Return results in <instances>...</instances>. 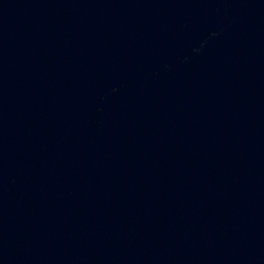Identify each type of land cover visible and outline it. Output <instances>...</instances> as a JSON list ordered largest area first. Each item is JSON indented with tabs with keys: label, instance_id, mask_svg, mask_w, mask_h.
Here are the masks:
<instances>
[{
	"label": "water",
	"instance_id": "water-1",
	"mask_svg": "<svg viewBox=\"0 0 264 264\" xmlns=\"http://www.w3.org/2000/svg\"><path fill=\"white\" fill-rule=\"evenodd\" d=\"M0 264H264V0H0Z\"/></svg>",
	"mask_w": 264,
	"mask_h": 264
}]
</instances>
